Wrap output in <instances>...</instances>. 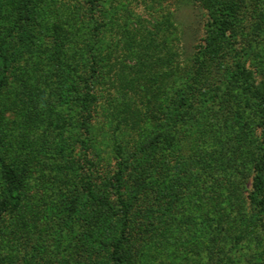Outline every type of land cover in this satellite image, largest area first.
I'll list each match as a JSON object with an SVG mask.
<instances>
[{
	"label": "rangeland",
	"instance_id": "obj_1",
	"mask_svg": "<svg viewBox=\"0 0 264 264\" xmlns=\"http://www.w3.org/2000/svg\"><path fill=\"white\" fill-rule=\"evenodd\" d=\"M63 1L0 0V37L10 59L3 81L0 73V152L25 171L24 186L13 191L0 169V264H112L110 245L120 222L88 199L81 179L91 174L97 194L104 196L108 188L110 201L117 202L110 178L119 161L113 147L118 119L123 120L117 136L127 165L122 192L131 206L124 264H262L264 211L248 196L252 158H264V102L247 99L233 81L221 89L234 98L220 117L204 89L194 104L181 97L190 91L182 86L173 91L178 96L159 94L151 106L143 100L136 109L135 103L125 107L119 101L122 92L116 86L135 75L117 74L142 62L125 30L134 33L137 19L152 26L153 15L170 11L177 28L167 43L184 60L187 46L201 42L204 34L198 5L102 0L100 17L108 21L115 12V22L103 28L99 41L110 79L97 83L98 101L86 129L80 126L79 100L66 91L76 81L68 77L69 61L59 57L60 46L55 53L51 48V58L44 51L54 39L61 44L71 35L66 18L49 16L56 8L68 14L69 0ZM256 19L234 35L235 48L240 65L248 58L256 72H264V17ZM190 105L178 136L176 129L154 125L158 117L167 125ZM84 144L90 145L92 166Z\"/></svg>",
	"mask_w": 264,
	"mask_h": 264
},
{
	"label": "trees",
	"instance_id": "obj_2",
	"mask_svg": "<svg viewBox=\"0 0 264 264\" xmlns=\"http://www.w3.org/2000/svg\"><path fill=\"white\" fill-rule=\"evenodd\" d=\"M164 1L166 0H158V3L155 4H159L161 5L160 7H162ZM189 1L198 5L203 13H201L202 18H200V22L201 25H203L204 34L201 42L192 44V46H187L188 55H186L184 60L180 58L181 54L178 53L177 50L176 52H172V48L167 43L170 42V37L174 33V29L177 28L170 11L166 13L158 12V15H153L155 22L152 26L147 27L142 20L137 19L136 24L139 22L140 26L136 27L134 33L131 32V29L125 30L126 33L131 34L132 37H130V40L132 44H135V48H137V59H140L142 62L139 65L132 66L130 70H123L120 74H117L118 77L129 72H134L135 75L130 78V80L124 79L119 82V87L116 86L122 92L119 101L123 102L125 107L128 106V103L132 102L133 105L135 103V106H137L136 109H138L139 104H142L143 100L146 104L151 106L156 101L159 94H169L174 97V95L177 94L173 91H180L177 90V87L182 86L189 88L190 91L184 90L181 97H185L193 104L197 101L196 97H198V95L204 94V90L208 91V94H211L212 97V104L215 106V114L220 117L221 111L228 112L231 110V104L234 98H230L228 95H225V93H222L224 91L221 89L224 85L229 86L233 81V85L236 84L235 87L238 89L241 86L242 94L247 99H256L263 103L264 72H256L255 66L246 62L248 58L243 60L242 65L239 64L237 58L240 55L238 49L235 48L236 39L234 35L239 29L248 28L249 24L255 21V18H257L256 20H260L264 17V0ZM65 2L64 0L63 3ZM66 4H68L67 15L61 11V8H56L55 12L49 14V16L57 15L59 20L61 17L66 18L65 23L68 25L66 27V33H71V35L68 40L64 39L61 44H57L54 39L52 47L49 46L44 51L47 56L51 58L53 55L51 53V48L54 49L55 53L56 48L60 46L59 57L62 59L64 57L69 61L67 67L70 69V74H68V77L74 78L76 81L68 84L66 86V91L70 92L74 97L76 95L82 107L80 126L89 129L88 125L93 116V109H95L98 101L96 92L97 83L100 84L110 79H107L104 75L106 73L104 69L106 66L104 62L101 61L102 55L99 49L100 33L103 28L108 27L109 22H115V12L112 13L113 17H108V14L104 13L108 17L107 21L105 16L100 17V14L98 15V11L101 9L100 7H102V0H69ZM152 6L154 7L153 4ZM129 18L130 17L127 16V19ZM146 23L149 22L146 21ZM50 29L51 25L48 26V30ZM184 30H182L181 33L185 32ZM47 33L48 31L46 32V30H44L45 37ZM210 34L212 35L210 36ZM24 38H26L24 41L25 44L27 42V35L24 36ZM3 41L4 40L0 37V56H2L0 73L2 74V81L5 78L8 63L10 62L9 56L5 55ZM42 41L45 42V38H42ZM246 42L247 41L244 43L246 44ZM247 45L251 44L249 43ZM182 50L183 55L186 51H184V49ZM71 52L72 56H70ZM229 78L232 80H228ZM77 83H79V86H77ZM138 98L140 99L139 101ZM132 99L133 101H131ZM191 109V105L186 106V108L178 114V118H175L174 121L168 124L165 122L167 125L160 122V117H158L156 118L158 124L154 125H156L158 129H160L161 126H167L168 130L176 129L174 130V137H176L179 134V129L182 128V124L179 123L182 121L186 122V118L190 114ZM251 112H253V114L256 113L255 111H250L249 113ZM135 113L136 111L134 114ZM225 115H227V113H225ZM225 115L223 117H225ZM134 116L135 115L132 114L130 117L132 118ZM197 117L198 116L193 119L195 122H198ZM121 122H123V120L121 121L118 119L113 129L114 154L119 161L115 174L110 178V184L111 182L112 184L114 183L113 187L116 188V199L119 203V207H117V202L113 203L110 201L111 196L107 191L108 188H106L104 196L97 194L93 187L91 174H86L81 179L85 195L88 199L93 201L95 205L102 207V212L106 211L110 216H116L120 222L119 233L114 236L113 242H111L110 245V260L112 264L125 263L126 244L130 241L128 229L131 206H129L127 201L123 198L122 192L127 165L124 162V146L117 136L118 131H121L123 127ZM202 129L203 127L197 130V136L201 134L200 132ZM233 130H236L235 126H233ZM184 133V131L180 133L179 141L180 138H184ZM84 146L86 148V158L92 166L93 163L88 159L87 155L90 145L84 144ZM252 160V186L248 198L249 201L257 203L258 207L262 209V212L264 211V158L259 159L258 156H254ZM0 169L2 177L10 190H19L24 186L25 178L23 172L25 171L18 170L17 167L8 163L1 152ZM106 187L108 186L106 185ZM17 195L19 196L20 193H17ZM19 203L20 200H18L15 205ZM2 206L7 210L10 208V201L5 199ZM2 237L3 236L0 235V241H3ZM261 252L263 254L262 264H264V249ZM211 264H223V262L218 260L217 263L211 262Z\"/></svg>",
	"mask_w": 264,
	"mask_h": 264
}]
</instances>
